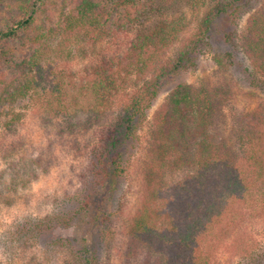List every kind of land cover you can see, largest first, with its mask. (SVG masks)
<instances>
[{
  "label": "trees",
  "instance_id": "trees-1",
  "mask_svg": "<svg viewBox=\"0 0 264 264\" xmlns=\"http://www.w3.org/2000/svg\"><path fill=\"white\" fill-rule=\"evenodd\" d=\"M56 1L0 0V53L9 40L24 36L28 43L20 61L0 62V111L23 99L32 101L51 74L42 126L49 135L57 130V138L74 135L85 159L63 196L54 199L56 211H44L37 197L32 203L25 199L34 209L31 219L11 241H16L15 257L6 255L11 248L0 238V264L13 257L12 264H104V252H111L124 234L117 195L154 101L168 80L197 67L199 56L212 48L217 26L236 23L258 2L60 0L57 12L55 4L50 6ZM179 1L190 16L183 12L174 20L154 21ZM105 39L119 50L125 46L85 76L52 68L73 54L75 49L67 50L73 42L95 45ZM241 39L240 49L254 70L253 87L264 91V7L250 14ZM123 93L127 99L115 111ZM233 101L228 84H180L158 110V142L152 143L141 204L128 225L124 264H216L225 242L248 220V211L255 206L264 217V104L229 117ZM22 120V114L7 117L3 128L11 139ZM97 128L94 145L89 140L81 145L79 136ZM8 143L1 149L6 164L0 168V216L6 208L22 209L26 194L52 174L56 162L44 148L29 158L22 136ZM57 146L56 140L50 142L51 154ZM87 216L90 239L72 235Z\"/></svg>",
  "mask_w": 264,
  "mask_h": 264
},
{
  "label": "rangeland",
  "instance_id": "rangeland-1",
  "mask_svg": "<svg viewBox=\"0 0 264 264\" xmlns=\"http://www.w3.org/2000/svg\"><path fill=\"white\" fill-rule=\"evenodd\" d=\"M9 1V0H8ZM56 6L55 11H59L63 6L60 0L50 3V6ZM51 6V7H52ZM172 10L163 13L162 15L153 16L154 21H160L164 18L178 17L181 13L187 12L189 16L191 12L187 11V6L179 1L176 5H169ZM260 7H264V0H258L257 3L251 8L245 9L241 17H237L236 23H229L224 21L221 25L216 27V33L213 35L212 48L207 52L199 56L198 65L194 70L183 73L180 76H176L168 80L158 98L154 101L151 110L148 112L147 120L139 132V139L136 142V147L133 151L130 160L129 173L126 179L123 181L120 191L118 193V205L122 213V217L125 222V228L123 227V235L111 252L103 255L104 264H124L123 253L125 250L126 243L128 241V225L133 215L137 212L140 207L144 190L145 181H147L148 165L151 163L153 156L152 143L158 142L157 132L155 128L154 118L158 110L166 103L170 93L180 84H192L194 86L208 85L211 87H219L224 84H228L234 93L233 108L227 111V115L232 117V114L236 112L251 111L257 108L259 105L264 104V91L260 88L253 87L252 81L254 77V70L248 59L245 57L240 49L241 37L246 31L248 19L250 14ZM5 15V14H4ZM0 14V28L4 25V20L1 19ZM222 32V33H221ZM226 34L231 36V41L225 40ZM24 36H21L16 40H9L6 43V48L3 54L0 53V62H4V59H14L20 61L22 55L27 50L28 43ZM125 44L121 46V50ZM74 50L73 54L67 59H62L58 62H53V69L57 71L65 70L67 72L75 71L77 78L85 76L87 70H91L92 66L98 61L104 58H109L116 55L119 50L118 44L109 39L93 44L89 40L73 42L69 45L67 50ZM66 50V55H67ZM178 50V45H175L170 50V55L173 56ZM9 64V63H8ZM50 73V70H49ZM53 77L51 74L46 75L40 86V93L34 97L31 101L29 99H23L9 108H4L0 111V168L5 166V159H2L1 149L2 144H7L8 141L17 140V137L22 136L29 143L30 150L28 157L36 156L41 149L48 157L54 155L56 162L53 165V172L47 177H42L38 184H35V188L28 192L23 200V207L20 210H4L0 216V234L1 241L5 240L6 245L10 246L12 254L14 252V246L16 245L13 238L18 239V232L22 229L21 224L29 223L31 219L32 208L28 204H24L25 199L35 200L41 205L46 212L56 211L57 206L54 204V199H60L63 196L61 192L65 188L68 189V181L75 177V171H77L85 158L80 156V152L77 150V144L74 143V135L68 133L61 137H55L53 130L52 134L48 128L43 127L42 119L46 115V99L49 90H51ZM132 91V90H131ZM121 95L117 101L115 111L121 107L127 96ZM12 113L22 114L23 120L18 124L19 130L16 138H10L5 132L3 125L7 120V117ZM97 130H93L89 133L80 135L79 138L83 139L82 144L86 140H89L91 144L97 141ZM157 137V138H156ZM58 143L54 153L48 149L51 141ZM88 141V142H89ZM33 146L31 147V143ZM9 144V143H8ZM80 145V146H81ZM83 147V146H82ZM77 150V151H76ZM49 204V205H48ZM37 205V206H38ZM257 205V204H256ZM257 207L248 211V220L243 226L234 232V234L228 239L224 247L221 249L216 257V264H260V260H264V217L260 215V211L255 210ZM44 213V212H43ZM30 217V218H29ZM87 220L76 226L71 234L75 237L87 239L92 236V226L87 225ZM35 249V248H34ZM41 250V249H39ZM39 254V253H35ZM32 255V254H31ZM0 256L2 253L0 251ZM12 256H14L12 254ZM16 256V255H15ZM14 256V257H15ZM3 257V256H2ZM7 258L6 256H4ZM10 257V256H8ZM10 258L7 264H12ZM3 264H6V260L3 258ZM55 262H51L54 264Z\"/></svg>",
  "mask_w": 264,
  "mask_h": 264
}]
</instances>
